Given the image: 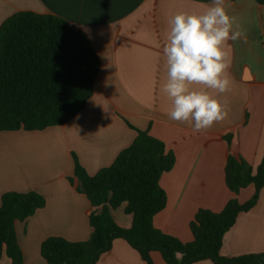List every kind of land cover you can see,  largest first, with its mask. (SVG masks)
I'll return each mask as SVG.
<instances>
[{"label": "crops", "instance_id": "1", "mask_svg": "<svg viewBox=\"0 0 264 264\" xmlns=\"http://www.w3.org/2000/svg\"><path fill=\"white\" fill-rule=\"evenodd\" d=\"M212 0H0V26L18 12L60 17L85 34L99 60L93 95L69 122L42 131L0 133V200L8 192H35L45 205L14 231L22 264H46L41 243L49 237L70 242L89 239V215L95 209L78 193L75 161L93 176L109 167L137 136L147 132L174 155L173 168L159 185L164 209L153 227L181 243L192 236L189 224L200 209L220 212L234 195L225 184L227 159L241 158L254 173L264 154V5L254 0H226L228 14L243 32L229 41L231 90L216 98L228 116L194 133L188 123L169 119L171 101L162 92L167 79L163 45L169 20L178 12L203 13ZM249 186L235 196L247 202ZM111 210L113 220L128 228L125 205ZM219 254L234 258L264 254V185L255 205L238 215L223 238ZM153 264H165L157 252ZM0 264H11L2 253ZM95 264H145L124 240ZM194 264H213L201 261Z\"/></svg>", "mask_w": 264, "mask_h": 264}, {"label": "trees", "instance_id": "2", "mask_svg": "<svg viewBox=\"0 0 264 264\" xmlns=\"http://www.w3.org/2000/svg\"><path fill=\"white\" fill-rule=\"evenodd\" d=\"M232 2L236 0H230ZM264 5V0H254ZM99 71L97 54L84 33L67 21L49 14L18 12L0 26V133L42 131L61 126L81 112L93 95ZM135 140L113 163L89 176L75 161L77 192L91 207L88 240L70 242L49 237L40 246L46 264H95L116 239L124 240L145 264H153L151 253L165 264H264V254L224 258L219 254L223 238L238 215L256 203L264 185V154L252 172L241 158L227 159L224 175L234 196L214 213L200 209L189 224L192 240L181 243L153 227V217L166 205L160 177L169 172L174 155L147 132L136 131ZM252 186L251 198L240 204L236 195ZM125 205L132 217L128 228L119 226L111 210ZM45 205L35 192H8L0 200V258L22 264L15 236V222H24Z\"/></svg>", "mask_w": 264, "mask_h": 264}, {"label": "clouds", "instance_id": "3", "mask_svg": "<svg viewBox=\"0 0 264 264\" xmlns=\"http://www.w3.org/2000/svg\"><path fill=\"white\" fill-rule=\"evenodd\" d=\"M228 14L226 0H212L203 13L178 12L169 20L163 56L167 79L162 92L171 101L169 119L201 133L228 116L218 94L231 90L229 41L243 32Z\"/></svg>", "mask_w": 264, "mask_h": 264}, {"label": "rangeland", "instance_id": "4", "mask_svg": "<svg viewBox=\"0 0 264 264\" xmlns=\"http://www.w3.org/2000/svg\"><path fill=\"white\" fill-rule=\"evenodd\" d=\"M118 209H120V208H116V211H117ZM118 211H119V210H118Z\"/></svg>", "mask_w": 264, "mask_h": 264}]
</instances>
